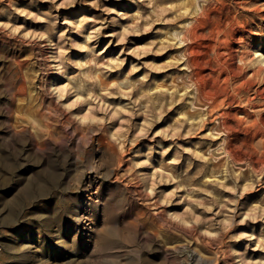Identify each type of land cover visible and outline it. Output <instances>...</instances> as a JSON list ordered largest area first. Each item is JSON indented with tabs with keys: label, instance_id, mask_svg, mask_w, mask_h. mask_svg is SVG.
Here are the masks:
<instances>
[{
	"label": "rangeland",
	"instance_id": "rangeland-1",
	"mask_svg": "<svg viewBox=\"0 0 264 264\" xmlns=\"http://www.w3.org/2000/svg\"><path fill=\"white\" fill-rule=\"evenodd\" d=\"M263 10L0 0V264H264Z\"/></svg>",
	"mask_w": 264,
	"mask_h": 264
},
{
	"label": "bare ground",
	"instance_id": "bare-ground-1",
	"mask_svg": "<svg viewBox=\"0 0 264 264\" xmlns=\"http://www.w3.org/2000/svg\"><path fill=\"white\" fill-rule=\"evenodd\" d=\"M236 1V0H235ZM245 2V1H244ZM198 4V3H197ZM200 9V8H199ZM248 11V10H247ZM264 11V10H263ZM260 13V12H259ZM264 13V12H263ZM235 17V16H234ZM197 25V24H196ZM190 27V26H189ZM247 28V27H246ZM190 29V28H189ZM248 29V28H247ZM219 31V30H218ZM217 31V32H218ZM199 32H201V31H199ZM197 28H193V29H191V30H188V31H186V33L183 35V37H182V39H181V42H192L193 40H196L197 39V37H196V35H197ZM238 33V32H237ZM240 34V33H239ZM253 34V33H252ZM217 35V34H216ZM259 35V34H258ZM198 36H199V34H198ZM252 36V35H251ZM257 36V35H256ZM203 37V36H202ZM216 37V36H215ZM226 37V36H225ZM237 37V36H236ZM200 38V37H199ZM198 38V39H199ZM228 38H229V36H228ZM257 38V37H256ZM220 39V38H219ZM231 39V38H230ZM251 39V38H250ZM257 41V40H256ZM255 44V43H254ZM186 51V53L188 52L189 53V56L186 54V60H187V63H186V67H188L189 69H190V72H191V75H192V78L194 79V84H195V86H196V91H197V93H198V96H199V98L203 101V102H205V103H207L208 105H209V108H210V111H209V113H211V114H213L214 112H217V111H219V109H220V104H219V98H221L222 97V93H219V94H214V93H212L211 91H209V90H207L206 88H205V85H203L202 84V74H203V72H202V70H201V68H199L200 66H199V64H198V62L196 61V59H194V58H192V56L195 54V52H196V47L194 46V44H191V45H189L188 46V48H187V50H185ZM217 52V51H216ZM251 52V51H250ZM252 52H253V50H252ZM251 52V53H252ZM256 53H258V52H256ZM218 54H219V52H218ZM252 54H254V52L252 53ZM261 55V54H260ZM217 56V55H216ZM263 56V55H262ZM183 57H185V56H183ZM251 58V57H250ZM263 58V57H262ZM261 58V59H262ZM264 61H262V63H263ZM259 64V63H258ZM217 66H218V68L221 70V75L222 76H226V81H230L232 78H233V69H231V68H229V67H226V65H225V63H221L220 61L217 63ZM57 67V66H56ZM59 67V66H58ZM61 68V67H60ZM62 71V70H61ZM205 71V70H204ZM248 71H250V70H248ZM60 72V71H59ZM219 72V71H218ZM61 73V72H60ZM219 74H220V72H219ZM262 74H264V66L262 65V64H260V66L258 67V69L255 71V72H253L252 73V77H260ZM61 76H62V74H60ZM220 78V77H219ZM58 85V84H57ZM225 85V84H224ZM262 85V84H261ZM225 87V86H224ZM65 92V91H64ZM256 95V94H255ZM197 107V106H196ZM249 108V107H248ZM248 111V110H247ZM238 112V111H237ZM197 114V113H196ZM194 115H195V113H194ZM228 115L226 114V113H222L221 115H220V128H221V130H222V132L224 131H226V130H228L229 129V127H228V121H227V117ZM261 125H262V127H261V132H259L260 134H261V136L262 137H264V122L263 123H261ZM252 126H253V124H252ZM216 128V127H215ZM190 131V130H189ZM216 132V131H215ZM258 133H256V135H257ZM225 136V135H224ZM254 136H255V134H254ZM253 136V137H254ZM252 137V138H253ZM261 137V138H262ZM232 140V139H231ZM253 140V139H252ZM225 142V141H224ZM224 142H223V144H224ZM228 145V144H227ZM246 145H248V144H246ZM225 149V148H224ZM251 149V148H250ZM226 151V150H225ZM230 150H229V148H228V152H229ZM227 152V151H226ZM233 153L235 152V151H232ZM232 153V154H233ZM230 154V156H231V153H229ZM234 155H235V153H234ZM233 155V156H234ZM244 157V156H243ZM250 157V156H249ZM253 157V156H252ZM234 158H235V156H234ZM246 158H248L247 157V155H246ZM232 159V158H231ZM236 159V158H235ZM239 159V158H238ZM243 159V158H242ZM255 160V159H254ZM235 161V160H234ZM242 161V160H241ZM246 161V160H245ZM252 163H254V162H252ZM251 163H249V165H250ZM264 165V161L263 162H261V165ZM256 168V167H255ZM262 168V167H261ZM261 168H260V170H261ZM263 168H264V166H263ZM252 169V168H251ZM263 171V170H262ZM258 172V171H257ZM260 173V172H259ZM260 175V174H259ZM264 182V181H263Z\"/></svg>",
	"mask_w": 264,
	"mask_h": 264
},
{
	"label": "built area",
	"instance_id": "built-area-1",
	"mask_svg": "<svg viewBox=\"0 0 264 264\" xmlns=\"http://www.w3.org/2000/svg\"><path fill=\"white\" fill-rule=\"evenodd\" d=\"M3 252H4V246L2 241L0 240V257L2 256Z\"/></svg>",
	"mask_w": 264,
	"mask_h": 264
}]
</instances>
